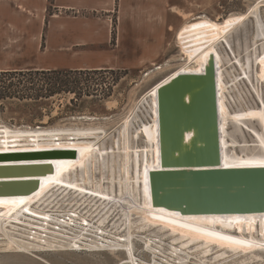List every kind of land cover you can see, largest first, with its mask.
I'll return each mask as SVG.
<instances>
[{"label":"bare ground","instance_id":"1","mask_svg":"<svg viewBox=\"0 0 264 264\" xmlns=\"http://www.w3.org/2000/svg\"><path fill=\"white\" fill-rule=\"evenodd\" d=\"M263 7L264 0H256L239 17L236 25L221 31L210 46L213 50L222 42L225 47L226 45L229 47L234 57H231L234 60L229 59V57H225L224 61L222 60L227 69H231L230 71L224 69L218 72L216 70L217 120L221 165L223 167H256L264 162V137L248 128L249 125L246 126V123L242 121L245 118H252L256 113L251 110L249 112L243 110L247 100L243 101V95L240 92L241 85L246 86L247 89L248 86L250 87L248 91L253 92L259 106L261 104L260 114L264 117V94L261 89L262 82H264V43L263 41L258 42L259 39H264ZM249 18L254 20L256 27L253 49L248 51L249 47L247 46L243 51V56H236L232 44L227 38L232 37V34L244 27L245 20ZM194 60L184 59L185 64L159 81L129 110L119 123L117 136L119 138L116 140L115 150L111 148L113 146L109 149V146L106 148L107 131L101 125L37 130L0 123V153L22 152L19 149L33 146L42 150L66 148L77 150L75 161H52V175L48 172L47 175L5 176V179H33L31 181H36V190L29 196L0 195V249L27 253L64 248L72 250L124 249L129 264H216L242 251H248L244 254L245 256L252 255L251 257L259 259L258 257L263 255L260 261L264 263V230L260 229L261 237L255 236L253 232L254 220L257 221L256 218H259L260 222H258L263 224L264 216L247 218L208 217V221L206 217L183 218L155 210L148 201L149 197L147 196L146 199L145 195L143 197L141 195V177L146 179L147 172L157 169L160 164L153 162L152 159L154 153L152 142L157 141V130H153L150 123L144 124L136 120V117L140 108H143L146 115L149 116L152 107L149 105V109H147L145 106H148V95L153 93L154 99H149V101L156 107L158 101L155 91L173 77L182 73H203L205 65H202L200 71L195 73L186 69ZM234 61L239 66L237 76L233 74ZM156 69H160V66ZM150 73L151 71L147 73V76ZM242 77H245L247 82L240 80ZM92 119L89 120L93 121ZM137 122L140 123L139 127H134ZM153 124L157 126L156 118L153 120ZM227 125L232 128L227 129ZM241 126H245L257 137L258 141L255 145L242 142L245 131ZM136 128L143 130L141 135L145 144L142 146H135L136 133L134 134L132 131ZM143 134L146 135V141ZM55 138H58L59 142H44ZM67 138H76L78 141L70 144L66 142ZM31 139L34 140L35 145L30 142ZM5 141L9 145L7 150H4ZM13 143L17 146V150L12 149ZM131 143H134V146ZM57 144L60 147H56ZM251 145L253 147H242ZM255 146H259V148ZM250 148H257L258 153L256 151V153H250L246 157H243L242 154H240L242 157L234 156L235 151L245 154ZM148 155L151 157L150 159H148ZM117 156H120L121 159ZM3 178L0 176V180ZM53 189L61 190L66 194L71 193L75 195L77 200L73 198L74 204L71 202L65 206L64 203L59 204L60 201L52 204L56 198L43 199L46 195L48 197L49 192ZM52 197H56V195ZM89 199L91 200L89 201ZM69 200L64 201L68 202ZM97 202L103 206L99 208L96 206ZM64 208H66L65 211ZM113 215L115 217L109 221ZM143 215L147 219L142 218ZM148 216L151 221L148 220ZM136 219L139 220L136 221ZM198 219L205 220V223ZM174 222L191 226L193 229L200 228L209 235V238L205 240L203 235L195 232V230L176 227ZM245 225L249 226V236L244 237L236 234ZM151 227L159 228L156 231L158 233L156 238L149 239L137 234ZM160 236L162 237L160 238ZM221 236L229 239H218ZM167 238H169L168 243L165 241ZM135 239H140L145 243L143 248L150 252L151 260L149 262L136 255ZM232 239L245 243H233ZM149 240L152 244L148 242ZM217 245L221 250L214 253L215 248L213 246ZM247 245H251V247ZM198 250L202 251L201 254L207 258V262L195 256L194 253ZM210 257L212 258L209 259ZM239 258L236 257L232 261Z\"/></svg>","mask_w":264,"mask_h":264},{"label":"rangeland","instance_id":"2","mask_svg":"<svg viewBox=\"0 0 264 264\" xmlns=\"http://www.w3.org/2000/svg\"><path fill=\"white\" fill-rule=\"evenodd\" d=\"M255 1L256 0H168L170 25L167 35L168 44L165 53L154 63H150L139 68H132L128 70L116 69L114 70L115 72L113 74L111 72H105L104 75L92 76L95 82H105L106 85L108 83L113 84V91L108 99L100 100L92 97H85L80 102L76 103L75 106H72V104L70 103V100L74 98L73 95H70L66 98H56L50 100L52 102V105L50 107H47V109H45L43 112L45 115L42 119L44 126H37L40 125L39 119L32 120L34 115L33 110H35L34 107L30 106L26 109L24 104L20 103L19 100H9L0 103V123H4L8 126L13 127H26L31 129H36L38 127L49 129L72 126L101 125L104 126L107 131V140L105 142L106 148L109 146V149L111 146H113L111 148L115 150V143L119 138L117 137L119 133V123L122 121L125 115L153 86H155L164 77L176 71L183 64H185L186 62L183 61L184 59H195L194 62L186 68L188 71L195 73L200 71L202 65H206L209 55L213 54L215 58L216 70L218 72H221L224 69L228 71L231 70L227 69V66L223 61L225 57H229V59L231 60L234 59L231 58V55L224 44L221 42L217 47H214L213 50H211L210 46L212 45L215 37L219 33H221V31L225 30L226 28L235 26L239 17H241ZM52 10L53 9L50 7V14L53 13ZM262 12L264 15V8ZM254 28L255 22L252 18H249L245 20L244 27L240 28L237 31L238 33L235 32L231 35L232 37L227 38V40L232 44V49L236 56H243V51L247 46L249 47L248 51L253 49V39L255 36ZM238 46H240L241 48ZM100 59L101 57L96 56L38 55L14 57L12 62H14L15 66L25 68L26 70H40L46 68H59L60 70H67L70 67L76 66L78 64L99 62ZM158 66H160V69H156V67ZM26 70L0 71V73H14ZM106 70L112 71V69ZM150 71L151 73L147 76V73ZM238 73L239 70L235 67L233 74L237 76ZM7 83L16 84L18 90H20V84H18L20 83V76L13 77V79H11V82L7 81ZM240 87H242L240 89V92L243 95V101L245 102L247 100L245 102L246 105L243 106V110L245 112H249L251 110L256 113L252 118H245L242 119V121L246 123V126L249 125L248 128L254 130L261 137H264V117L260 114L261 107L258 104V100L253 92L251 93L250 91H248V89L250 88L249 86L248 89L244 85H241ZM261 89L264 94V85H262ZM147 102L148 106H145L147 109H149V105L151 104L150 106L152 107V103L151 101H149V99L147 100ZM67 105H69L72 112L74 111L76 113L70 115L66 114L71 112L66 111ZM82 116L93 118V121H90L89 119L80 120L77 118ZM145 117H147L146 112L143 108H140V112H138L136 120H139L146 124L147 120L145 119L147 118ZM27 120H31L32 124L27 123ZM226 128L231 129L232 127L227 125ZM136 129L138 130L136 131ZM136 129L132 131L134 132V134L136 133L135 146H142L145 144L141 135V131L143 130H141L140 128ZM243 136L244 138L242 142L246 144L252 143L253 145L257 143L249 134H246L244 132ZM131 145L134 146V143H131ZM256 151L258 153L257 148H250L249 150H247L248 154L247 152L243 154L239 151H235L234 156L242 157L240 155L242 154L243 157H246L249 156L250 153H256ZM117 158L121 159L120 156H117ZM67 194L65 192H61V190L57 191L56 189H53L49 192L48 197L46 195L43 199H49L50 197L51 200L53 198H56V200L53 201L52 204H55V202L59 201V204L64 203L63 205L65 206L71 202L72 204H74L73 202L77 200L74 197L75 195L71 193H69L68 195ZM53 195H56V197H52ZM64 200L69 201L67 202ZM90 200L91 199H89V201ZM96 206H99V208H101L103 204L97 202ZM65 210L66 208H64V211ZM114 217L115 216L113 215L109 219V221H111ZM142 218L147 219L144 215L142 216ZM256 219L257 221L254 220L255 224H253V232L255 236L261 237L260 229L262 228V230H264V223L260 224L259 218ZM138 220L136 219V221ZM148 220L151 221V218L149 217ZM198 220L202 221L201 219ZM202 222L205 223V220ZM173 224L176 225V227H182L185 230H195V232L202 234L205 240L209 238V235L200 230V228L193 229L191 228V226L179 222H174ZM248 227L249 226L247 225L243 226L240 231L236 232V234L244 237L249 236ZM158 229L159 228L151 227L146 231L143 230V232L141 231L137 234H140L142 237L153 239L158 236V233L156 232ZM162 236H160V238ZM165 241L166 243H168L169 238H167ZM233 241L235 240L232 239V242ZM148 242L152 244L150 240ZM134 245L136 255L140 259L149 262L151 260L150 252L143 248L145 243L140 239H135ZM213 248H215L214 253L221 250L219 248V245L213 246ZM123 250L124 249H86L85 251L83 249H80L74 251L72 249L64 248L61 250L54 249V251L40 250L34 252L32 251V253H27L19 251H5L3 249H0V264H129ZM246 252L248 251H242L241 253L230 256L229 258L223 261L221 260L216 264H264L262 261H260L263 255H260L261 257H258L259 259H257L256 257H251L252 255L245 256L244 254ZM201 253L202 251L198 250L194 254L198 259L207 262V258H204V255ZM236 257L240 258L232 261V259ZM211 258L212 257H210L209 259ZM256 259L259 261V263H257L258 261Z\"/></svg>","mask_w":264,"mask_h":264},{"label":"water","instance_id":"3","mask_svg":"<svg viewBox=\"0 0 264 264\" xmlns=\"http://www.w3.org/2000/svg\"><path fill=\"white\" fill-rule=\"evenodd\" d=\"M259 41L264 43L262 38ZM226 49L234 58L229 47ZM234 66L239 69L235 61ZM240 80L247 82L245 77ZM155 92L157 106L152 104L147 123L157 130V141L152 142V159L155 163L159 162L160 167L149 170L146 179L141 177L142 197L145 195L147 199L148 196L155 210L183 218L264 216V167L221 165L214 55H209L203 73L178 74ZM153 96L151 93L147 99L153 100ZM77 118L91 119L84 116ZM155 118L157 126L153 124ZM139 125L137 122L134 127ZM241 128L258 141L252 131L245 126ZM143 137L146 141V135L143 134ZM47 141L57 143L59 139L44 142ZM77 141L76 138L66 140L70 144ZM76 159L77 150L70 148L0 153V176L4 177L0 180V195L29 196L36 190V181H31L33 179H5V176L47 175L53 170L52 161ZM29 160H40L41 163Z\"/></svg>","mask_w":264,"mask_h":264},{"label":"crops","instance_id":"4","mask_svg":"<svg viewBox=\"0 0 264 264\" xmlns=\"http://www.w3.org/2000/svg\"><path fill=\"white\" fill-rule=\"evenodd\" d=\"M169 25L168 0H0V71L38 55L101 57L67 70L139 68L165 53Z\"/></svg>","mask_w":264,"mask_h":264},{"label":"trees","instance_id":"5","mask_svg":"<svg viewBox=\"0 0 264 264\" xmlns=\"http://www.w3.org/2000/svg\"><path fill=\"white\" fill-rule=\"evenodd\" d=\"M105 72H115L114 70H26L14 73H0V103L9 100H19L24 104L26 109L34 107L33 118L39 119L40 125L44 126V110L52 105L50 100L56 98H66L73 95L70 100L72 106L80 102L85 97L106 100L113 91V84L98 83L92 78L96 75H104ZM126 73V71H125ZM9 74V75H8ZM13 74V75H12ZM20 76V90L16 84L10 83L13 77ZM105 80V79H104ZM113 83V82H112ZM19 86V85H18ZM16 88V90H15ZM32 104V105H29ZM66 111H71L69 105L66 106ZM76 112L66 113L68 115ZM52 121V120H51ZM50 121V122H51ZM31 123V120H27Z\"/></svg>","mask_w":264,"mask_h":264},{"label":"snow or ice","instance_id":"6","mask_svg":"<svg viewBox=\"0 0 264 264\" xmlns=\"http://www.w3.org/2000/svg\"><path fill=\"white\" fill-rule=\"evenodd\" d=\"M33 145H35V142H33ZM8 147H9V145H8L7 141H5V142H4V150H7ZM11 147H12L13 150H17V146L15 145V143H13V144L11 145ZM56 147H60V145L57 144ZM19 150H21V151H41L42 149H39V148L33 146V147H31V148H21V149H19ZM33 163H41V161H33ZM260 166H261V167H264V162H262V163L260 164ZM145 184H147V180H145ZM145 192L147 193V188L145 189ZM218 239H220V240H227V239H229V238H228V237L221 236V237H218ZM233 243L243 244V243H245V242H243V241H233ZM247 246H248V247H251V245H247Z\"/></svg>","mask_w":264,"mask_h":264}]
</instances>
